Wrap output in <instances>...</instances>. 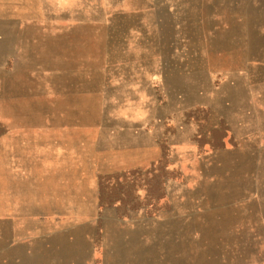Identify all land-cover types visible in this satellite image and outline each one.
<instances>
[{
	"label": "rangeland",
	"instance_id": "374dc122",
	"mask_svg": "<svg viewBox=\"0 0 264 264\" xmlns=\"http://www.w3.org/2000/svg\"><path fill=\"white\" fill-rule=\"evenodd\" d=\"M10 74L63 188L31 264H264V0H0Z\"/></svg>",
	"mask_w": 264,
	"mask_h": 264
},
{
	"label": "crops",
	"instance_id": "0c3cea01",
	"mask_svg": "<svg viewBox=\"0 0 264 264\" xmlns=\"http://www.w3.org/2000/svg\"><path fill=\"white\" fill-rule=\"evenodd\" d=\"M14 76L10 74L0 80V101L6 106L14 104L15 90L9 85L5 89L2 84H9ZM32 126L35 125L10 124L6 129L0 124V258L13 260L14 264H31V258L43 256L34 253L32 242H42L46 255L54 248L47 243V234H32L37 225L32 218L39 215L31 211L60 209L61 204L57 205L55 199L63 193V188L58 189L62 182L55 162L59 152L31 131L43 129ZM11 129L14 131L10 132ZM4 134L7 137H2Z\"/></svg>",
	"mask_w": 264,
	"mask_h": 264
},
{
	"label": "bare ground",
	"instance_id": "6f19581e",
	"mask_svg": "<svg viewBox=\"0 0 264 264\" xmlns=\"http://www.w3.org/2000/svg\"><path fill=\"white\" fill-rule=\"evenodd\" d=\"M245 44V43H244ZM223 55V54H222ZM215 58V57H214ZM228 64V63H227ZM231 64V63H230ZM221 66V65H220ZM20 78V77H19Z\"/></svg>",
	"mask_w": 264,
	"mask_h": 264
}]
</instances>
